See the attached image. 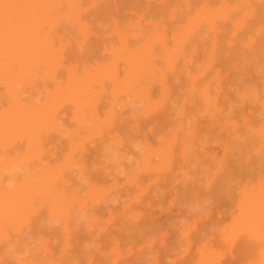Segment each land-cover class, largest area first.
<instances>
[{
	"label": "bare ground",
	"instance_id": "1",
	"mask_svg": "<svg viewBox=\"0 0 264 264\" xmlns=\"http://www.w3.org/2000/svg\"><path fill=\"white\" fill-rule=\"evenodd\" d=\"M133 247L264 264V0H0V264H132Z\"/></svg>",
	"mask_w": 264,
	"mask_h": 264
},
{
	"label": "rangeland",
	"instance_id": "2",
	"mask_svg": "<svg viewBox=\"0 0 264 264\" xmlns=\"http://www.w3.org/2000/svg\"><path fill=\"white\" fill-rule=\"evenodd\" d=\"M152 117H153V116H152ZM154 118H155V116H154L153 118L150 117V121H151V119L153 120ZM150 121H149V122H150ZM144 122H146V123H145L146 126H144V124H143ZM141 125H142V128H144V127L148 128V130H146V128H144V130L148 131L147 133H146V131H145V133L148 134V138H149L151 135L154 136V134H153L154 129L152 130V126H151L152 123H151V122L148 123V120L146 119L145 121L142 122ZM143 126H144V127H143ZM150 126H151V127H150ZM149 127H150V128H149ZM153 127H154V126H153ZM142 128H141V130H143ZM149 129H151L152 131L149 130ZM144 130H143V133H144ZM150 131L152 132V134H151ZM144 135H145V134H144ZM149 135H150V136H149ZM93 138H94V137H93ZM96 138H97V137H96ZM146 138H147V136H146ZM153 138H154V137H150L149 140L151 139V141H152ZM87 139H88V138H87ZM90 139H91V138H90ZM90 139H88L89 142L97 141V140H92V139H91V140H92V141H91ZM94 139H95V138H94ZM100 139H101V138H100ZM88 140H87V144H88ZM103 140H104V139H103ZM103 140L101 139L100 141H99V140H98V141H99V143H101V142H103ZM149 140H148V142H150ZM153 140H154V139H153ZM85 141H86V140H85ZM48 142H49V141H48ZM66 143H67L66 141H64V142L62 141V142H60L59 145H61V146H62L63 144L66 145ZM84 143H86V142H82V144H84ZM93 143H94V144H93ZM150 143H151V144L153 143V145H154V141H152V142H150ZM82 144H81V145H82ZM91 144H92V145H91ZM91 144H89V145H90V146H93L92 148L89 147V145L87 146V145L84 144L86 147H89L90 152L92 153V155H91V156H92L91 159H90V158H87V159L90 160V161L93 160V159H95V158L93 157V155H97L96 152L98 151L97 148H96L97 150H95V147H96L97 145L94 147V145L96 144V142H92ZM97 144H98V142H97ZM49 145H50V144L48 143V146H49ZM59 145L57 146L58 149H59ZM64 145H63V146H64ZM81 145H80V146H81ZM20 146H23V144L21 143ZM63 146H62L61 150L63 149ZM66 146H67V145H66ZM80 146H78V147H77L78 149H76V150H77V155L74 153L76 158L79 157L78 152L82 151L81 153H83V154L80 153V157H82V156L85 155V153H86L84 148H82V149L79 150V148H81ZM82 147H84V146L82 145ZM86 147H85V148H86ZM20 148H21V147H20ZM47 148H48V147H47ZM50 148H51V147H50ZM93 148H94V149H93ZM53 149H54V148H53ZM53 149H52V151H53ZM55 149H57V148H55ZM55 149H54V152H56V153H55V156H56V154H58V153L61 154V151H60V150H55ZM83 149H84V150H83ZM87 149H88V148H87ZM50 150H51V149H50ZM50 150H49V151H50ZM78 150H79V151H78ZM58 151H59V152H58ZM50 152H51V151H50ZM50 152H49V153H48V152L46 153L47 156H49V155L52 154V153L50 154ZM54 152H53V153H54ZM74 152H75V151H74ZM84 152H85V153H84ZM90 152H89V153H90ZM87 153H88V151H87ZM91 153H90V154H91ZM46 154H45V155H46ZM48 154H49V155H48ZM90 154H86V155L89 157ZM98 154H99V153H98ZM47 156H46V157H47ZM52 156H54V154H52ZM52 156H49L50 158H49V157H48V158H49V159L52 158V160L56 159L55 156H54V157H52ZM77 156H78V157H77ZM97 156H99V155H97ZM97 156H95V157L98 159ZM53 158H54V159H53ZM57 158H58V157H57ZM85 158H86V157H85ZM152 158L154 159L155 157L153 156ZM81 159H84V157L80 158V161H82V162H84V163H85V160H87V159H85V160H81ZM88 160H87V161H88ZM154 160L156 161V159H154ZM50 161H51V160H50ZM90 161H88V163H90ZM93 161H94V160H93ZM93 161H91V162H93ZM95 161H97V160H95ZM95 161H94V162H95ZM88 163H87V164H88ZM87 164L85 163V165H87ZM89 165H91V164H88L87 166H89ZM148 170L151 171L150 168H149ZM148 170H147V171H148ZM150 171H149V172H150ZM94 173H95V172H94ZM147 173H148V172H145V173L143 172V174L140 176V178L142 179V176H143L144 174L147 175ZM145 175L143 176V179H144V177H145V179H148V182H150V177H153V175H152L151 173H150V174L148 173V175H149V176L147 175L148 177L145 176ZM151 175H152V176H151ZM119 177H120V176H119ZM119 177H118V178H119ZM105 178H106V179H109V177H105ZM118 178H117V179H118ZM121 178H123V177L121 176ZM106 179H104V180H106ZM110 179L112 180V178H110ZM117 179H116V180L114 179V182L117 181ZM151 179H152V178H151ZM111 180H109V181H111ZM119 180H121V182H122V181L124 180V178H123V180H122V179H119ZM109 181H108V183H107L106 185H108V184L110 185V184L113 182V181H112V182H109ZM124 181H125V180H124ZM124 181H123V183H127V182H124ZM140 181H141V180H140ZM106 182H107V181H106ZM114 182H113V183H114ZM121 182L117 181V183H116V182H115V183H116L118 186L120 185L119 187L122 188V190L117 189V188H119V187H118L117 185H115V183H114V184L112 183L111 185H114L115 187L117 186V187H116L117 190L115 189V191H114V190H111V189H110V190H111L110 192L114 191V192H112V193L116 194V196H117V195H120V194H121L120 191H122V194H121L120 196H117V200L115 199V196L111 193L112 198H113V196H114L113 199H115L116 201L113 200V199H111V200L109 199V202L112 201V204H113V205H114V204H117L116 206H118V210L115 211V210H116V209H115L116 207L113 206L112 204L109 205L108 203H107L108 205L105 206V204H103V205H100V207H98V208H97V206H95L96 209H97V213H98V215L102 212V213H101V216H102V214L104 213V216H103V217H106V216L108 217V213H109V211H110V210L108 211V207H110L111 205H112V209L115 207V208H114L115 210L113 209V210H114V211H113L114 213H115V212H118V213H119V212L121 211V210H120V209H121V208H120V206H121V202H120L118 199H119L120 197H122V198H121L122 200L124 199V196H125V193H124V189H125V188H124V187H126V185H128V184H125V186L121 187ZM143 182H144V181H143ZM143 182L141 181L142 184H143ZM145 182H147V180H145ZM104 183H105V181H104ZM119 183H120V184H119ZM123 183H122V185H123ZM144 184H146V183H144ZM147 184H148V183H147ZM114 186H113V187H114ZM161 186H162V185H161ZM109 187H110V186H109ZM113 187H112V188H113ZM127 187H128V186H127ZM158 187H160V186H158ZM117 191H118L119 193H117ZM108 194H109V193H108ZM109 195H110V194H109ZM109 195H108V197H110ZM106 196H107V195H106ZM108 197H107V200H108ZM122 200H121V201H122ZM113 201H114V203H113ZM116 202H117V203H116ZM101 206H102L104 209H106V210L108 211V213H106L107 211H106V212H105V211L103 212L104 209H102ZM119 208H120V209H119ZM98 209H99V212H100L101 210H102V211L99 213V212H98ZM110 209H111V207H110ZM119 210H120V211H119ZM174 210H175V208L173 209L172 212L170 211L171 213L168 212L169 214H167V213L165 212V214H164L165 216L163 215V213H162L163 216H162V215L160 216V215L158 214V215L162 218V220H161V218L159 219V216H158V217H157L158 220H159L160 222H162L163 224H164V222L166 223V221H168V218L171 216L170 214L178 213V209H177V208H176L175 212H174ZM111 211H112V210H111ZM164 211H165V210H164ZM94 212H95V211H94ZM95 213H96V212H95ZM106 214H107V215H106ZM116 214H117V213H116ZM166 214H167V216H166ZM96 215H97V214H96ZM98 215H97V216H98ZM168 215H170V216H168ZM176 215H177V214H175L174 217H173V215H172V217L175 218V217H177ZM41 216H42V219H43V216H44V215H43V214H42V215H39L40 219H41ZM107 217H106V218H107ZM167 217H168V218H167ZM98 218H100V215H99ZM101 218H102V217H101ZM101 218H100V219H101ZM102 219H103V218H102ZM102 219H101V220H102ZM40 221H41V220H40ZM103 221H104V220H102V222H100L101 225L103 224V225H104L106 228H108V229H107V231L104 232V233H102L103 230H99V231L101 232V233H99V238H101V241L99 242V244H100L101 242H103V243H102L103 246H105V245H107V246L103 247V246L100 244V245L102 246V248H101L100 245H96V246H94V247L97 248L96 251H94V248L91 247V248H90V249H91V252L94 253V254H96V253H97V250H99V249H98V246H100L101 249H104V250H107V251H108V248H109V247H108V246H109L108 244H110V241H111V239L107 237V234L110 232V227H108L109 225L106 223V221H105V222H103ZM106 224H107V225H106ZM59 226H60V225H59ZM59 226H58V225L55 226L56 232H58L57 234L54 233L55 230H52V233L55 234L54 236H55V238H56V242H57V240H58V242L54 244V246H56V247H58V245L60 246V243H63L62 241L64 240L63 237H62V236H63V234H62V233H63L62 228L60 229ZM57 227L59 228V230H57ZM61 227H62V226H61ZM80 230H81L80 233H77V232L79 231V229H78V231L76 230V232H75V234H74L76 238L79 236L78 238H79L80 240H78V238H77V240L80 241V242H81V240H82V241H84L85 239L87 240L88 237L85 235V233L83 232L82 229H80ZM59 231H60V232H59ZM99 231H98V232H99ZM60 233H61V234H60ZM76 233H77L78 236L76 235ZM81 233H82V234H81ZM173 233H175V234H173ZM173 233H171V234L174 235V236H171V237H172V238H175V241H176L177 237H175V236L177 235V233H176V232H173ZM59 234H60V235H59ZM102 234H104V236H103ZM56 235H58V236H56ZM61 235H62V236H61ZM84 235H85V236H84ZM101 235H102V237H101ZM72 236H73V235H72ZM81 236H84V238H82ZM57 237H58V238L60 237V238L57 239ZM80 237H81V238H80ZM103 237H104V238H103ZM107 238H108V239H107ZM167 238H170V236H168ZM62 239H63V240H62ZM106 239H107L108 241H107ZM59 240H61V241H59ZM104 240H105V241H104ZM168 240H169V239H168ZM168 240H166V241H168ZM170 240H172V244H171V245H173V243H174L175 241H173V239H170ZM170 240H169V241H170ZM105 242H106L107 244H106ZM108 242H109V243H108ZM78 243H79V242H78ZM82 243H83V242H82ZM167 243H168L167 245L169 246L171 242H167ZM61 245H62V244H61ZM54 246L52 247V249H53V250L56 249V252H57V249H60V247H59V248H56V247H54ZM133 248H134V250L131 248L130 251H132V250H133V251H132L131 253H130V251H129V254H133V255H135V256H133V255L130 256V255H129L128 258L130 259V261L132 262V264H137L138 259H137V257H136V254H137V256H138V254H140V256H142L143 253H142V252H140V253L137 252V253H136V251H137L136 247H133ZM171 248H173V247H170L169 249H171ZM101 249H100V250H101ZM135 249H136V250H135ZM169 249H168V250H169ZM53 250H52V251H53ZM104 250H103V251L101 250V252H100V251H98V252H100V253L103 254V253H104ZM107 251H106V253H107ZM134 251H135V252H134ZM53 252H55V251H53ZM91 252L89 251L90 254H92ZM133 252H134V253H133ZM190 252L193 253V250L190 251ZM58 253H59V250H58L57 254H58ZM106 253H105V254H106ZM135 253H136V254H135ZM144 253L146 254L147 251L145 250ZM53 254L56 255V253H53ZM102 254H99V255H98V261H99V259H100V261H99L100 263H103V260H102L103 258H102V256H100V255H102ZM190 254H191V253H190ZM143 255H144V254H143ZM56 256H57V255H56ZM99 257H101V258H99ZM103 257H105V255H103ZM105 259H106V258H105ZM132 259H133V260H132ZM134 259H135V260L137 259V260H136L137 262H136ZM101 261H102V262H101ZM104 261H105V260H104ZM178 261H180V260H178ZM133 262H134V263H133ZM135 262H136V263H135ZM78 263H79V264H84V263H83V260H82V261H79ZM180 263H181V261H180ZM165 264H166V263H165Z\"/></svg>",
	"mask_w": 264,
	"mask_h": 264
}]
</instances>
